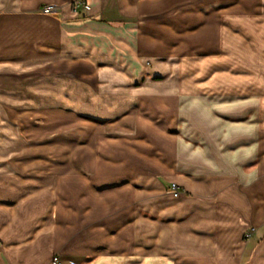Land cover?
Returning a JSON list of instances; mask_svg holds the SVG:
<instances>
[{"label":"crops","instance_id":"crops-1","mask_svg":"<svg viewBox=\"0 0 264 264\" xmlns=\"http://www.w3.org/2000/svg\"><path fill=\"white\" fill-rule=\"evenodd\" d=\"M75 1L0 0V105L68 103L72 77L137 122L0 208V264H264V0Z\"/></svg>","mask_w":264,"mask_h":264},{"label":"rangeland","instance_id":"rangeland-1","mask_svg":"<svg viewBox=\"0 0 264 264\" xmlns=\"http://www.w3.org/2000/svg\"><path fill=\"white\" fill-rule=\"evenodd\" d=\"M77 81L69 77L68 103L61 104L60 90L52 89V104L43 103L44 99L40 98L50 90H38L37 98L31 96L37 103L28 100L19 102L20 99L12 103L15 99H10V103L0 105L1 209L11 211L20 200L49 190L55 180L76 177L78 170L91 172L82 164L91 159L88 151L98 156L100 152L106 153L109 147L106 148L105 144L110 136L116 133L123 135L119 131L125 128V124L129 127L136 125L137 121L133 119L119 121V111L112 113V116L118 115V121L114 117L104 119V116L109 117V112L103 104L94 102L92 96L94 92L109 96L108 92L112 90L90 89L87 84L85 87ZM15 93L19 96L18 92ZM194 106V103L180 104L185 113ZM130 112L134 111L127 113ZM153 123L159 122L155 120ZM188 124V120H184L180 124L170 125L172 129L168 128V133L179 134L180 130L182 138L187 140ZM119 142L124 143V140L120 139ZM116 150L117 154L122 152V149ZM11 215L12 212L1 213L0 226Z\"/></svg>","mask_w":264,"mask_h":264},{"label":"built area","instance_id":"built-area-1","mask_svg":"<svg viewBox=\"0 0 264 264\" xmlns=\"http://www.w3.org/2000/svg\"><path fill=\"white\" fill-rule=\"evenodd\" d=\"M85 7V3L82 0H77L72 4V11L76 13L78 10ZM57 11L55 6L47 5L41 9V13L45 15H51ZM171 193L173 196H178L180 190L176 185H171ZM252 230H249L245 233V239H249L251 236ZM50 264H75L72 260H63L60 255L54 254L50 260Z\"/></svg>","mask_w":264,"mask_h":264}]
</instances>
